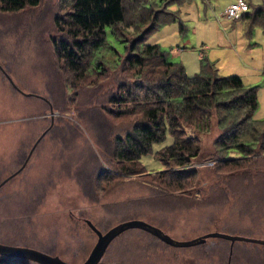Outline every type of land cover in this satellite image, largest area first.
Masks as SVG:
<instances>
[{
	"label": "rangeland",
	"instance_id": "obj_1",
	"mask_svg": "<svg viewBox=\"0 0 264 264\" xmlns=\"http://www.w3.org/2000/svg\"><path fill=\"white\" fill-rule=\"evenodd\" d=\"M168 1L126 0L122 38L150 28L142 42L158 43L188 75L208 63L219 76H240L256 88L254 118H264L263 28L251 25L243 12L227 13L239 0H172L167 11L175 17L154 29L151 15ZM243 1L251 11L262 0ZM70 7L67 0H41L17 12L0 11V182L21 167L44 132L25 166L0 186V242L78 264L98 241L89 222L102 233L136 218L175 240L213 231L264 239V158L215 164L211 154L221 131L215 118L207 129L195 123L182 127L183 136L195 135L200 144L198 157L184 167L193 173L185 180L149 177L176 169L173 160L165 164L158 157L172 142L168 131L140 158L148 175L106 178L98 172V166L119 171L111 136H124L141 118L137 108L154 104L147 99L158 91L161 66L131 69L127 48L109 32L114 47L106 43L85 59L82 72H71L54 48L64 36L55 19ZM120 94L125 99L114 105L111 95ZM128 109L137 111L122 112ZM99 264H264V246L209 237L203 244L175 247L129 228L110 241Z\"/></svg>",
	"mask_w": 264,
	"mask_h": 264
},
{
	"label": "trees",
	"instance_id": "obj_2",
	"mask_svg": "<svg viewBox=\"0 0 264 264\" xmlns=\"http://www.w3.org/2000/svg\"><path fill=\"white\" fill-rule=\"evenodd\" d=\"M125 1L67 0V3L71 2L70 9L55 19L57 29L66 37L63 36L62 39L54 41V48L64 60L66 67L75 74L82 72L85 59L104 47L106 43L114 47L108 41L109 32L115 39L124 43L123 50L127 48L125 61L131 69L143 70L148 64L155 65V62L161 66L157 70V74L161 73L160 78L157 75L158 91L147 99L154 104L149 102L147 106L137 108L142 114L141 118L124 136H111L113 158L119 164V171L114 174L113 170L108 167L102 168L96 163L98 172H105L106 178L109 174L123 179L148 175L140 158L151 152L153 144L161 143L168 131L172 142L158 153V157L165 164L173 160L176 169L167 170L162 177L152 175L149 177L158 178L161 182L167 175L176 176L179 181L185 180L193 173H189L184 167L191 159L198 157L200 144L195 135L183 136L182 127L195 123L201 130L207 129L213 118L217 120L216 125L221 129L214 142L216 152L211 154V157L217 160L215 164L223 167L242 160L246 162L250 160L249 158L256 160L259 157L264 158V118H254V112L258 106L256 88L246 86L238 75L219 76L216 67L208 63L201 64L198 72L188 75L182 64L167 58L158 43L142 42V38L151 30L150 28H144L138 36L126 41L122 38L121 26L125 20ZM159 1L163 3L165 0ZM170 1L172 0L165 2L164 8L151 15L150 21H153L154 29L161 22H168L175 17L172 12L167 11ZM40 2L41 0H0V11L17 12L27 6H38ZM243 2L247 9L242 11V17L251 25L259 24L264 31V0L252 6L251 11H248L249 4L246 1ZM125 92L128 95V101H133L134 98L130 96L131 90L125 89ZM124 99V95L121 94L110 97L114 105ZM137 109L122 112L132 114ZM102 124L100 121L99 126L102 127ZM237 155L238 157H231ZM213 238L227 240L232 244L236 241L249 242L243 240L231 242L221 237ZM206 239L198 244H203ZM249 243L264 246L262 243ZM18 260L23 263L32 261L0 255V264H11L10 261Z\"/></svg>",
	"mask_w": 264,
	"mask_h": 264
},
{
	"label": "water",
	"instance_id": "obj_3",
	"mask_svg": "<svg viewBox=\"0 0 264 264\" xmlns=\"http://www.w3.org/2000/svg\"><path fill=\"white\" fill-rule=\"evenodd\" d=\"M1 69V66H0ZM2 70V69H1ZM12 85L16 87L19 91H21L11 80L9 75H6ZM22 92V91H21ZM25 95H31V93H25L22 92ZM44 134V132L37 138L35 141L34 145L32 146L30 152L27 155V158L25 159L24 163L17 169L14 173L6 177L0 182V186L7 181L9 178L14 176L16 173H18L26 164L28 158L30 157L33 149L35 148V145L41 138V136ZM89 225H91L92 229L97 233L98 236V241L94 248L92 249L91 253L89 254L88 258L78 264H99V261L101 257L103 256L108 244L110 241L117 236L118 234L122 233L123 231L129 229V228H140L143 229L154 236L158 237L161 239L163 242L175 246V247H185V246H192L196 245L199 242L203 241L206 238L209 237H221L225 239H229L231 242H234L235 240H243V241H249V242H256V243H262L264 244V240L259 239V238H253V237H248V236H242V235H235V234H229V233H224V232H219V231H213V232H208L206 234L201 235L200 237H196L193 239L189 240H175L171 238L168 234L164 233L160 228L156 227L153 224H150L142 219H129L122 221L113 227H111L109 230H107L105 233H102L97 229L95 226H93L90 222ZM0 255H6L8 257H16V258H23V259H28L32 260L34 262H37L39 264H74V263H69L67 261H64L57 255H51L48 254L44 251L38 250L36 248H32L29 246H22V245H13V244H6V243H1L0 242Z\"/></svg>",
	"mask_w": 264,
	"mask_h": 264
},
{
	"label": "built area",
	"instance_id": "obj_4",
	"mask_svg": "<svg viewBox=\"0 0 264 264\" xmlns=\"http://www.w3.org/2000/svg\"><path fill=\"white\" fill-rule=\"evenodd\" d=\"M246 9V4L242 0H239L238 3H232L230 5V7L227 9V13L232 17L235 16L238 12H242Z\"/></svg>",
	"mask_w": 264,
	"mask_h": 264
}]
</instances>
